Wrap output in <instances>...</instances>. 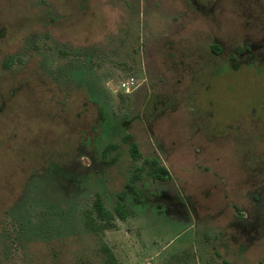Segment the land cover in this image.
Segmentation results:
<instances>
[{"label": "rangeland", "instance_id": "obj_1", "mask_svg": "<svg viewBox=\"0 0 264 264\" xmlns=\"http://www.w3.org/2000/svg\"><path fill=\"white\" fill-rule=\"evenodd\" d=\"M126 134L168 179L131 182ZM257 156L264 0H0V264H103V244L123 264H260ZM124 190L132 214L90 233L96 194L114 210Z\"/></svg>", "mask_w": 264, "mask_h": 264}, {"label": "trees", "instance_id": "obj_2", "mask_svg": "<svg viewBox=\"0 0 264 264\" xmlns=\"http://www.w3.org/2000/svg\"><path fill=\"white\" fill-rule=\"evenodd\" d=\"M213 52L218 54L220 51L219 45L212 46ZM12 59L9 58L3 63L4 68H9L11 66ZM233 69H239V63L233 64L231 66ZM120 80L118 84L121 82ZM124 142H130V152L132 156V161L134 164V173L131 177V182L135 183L142 179L143 175L147 174L152 176L154 179L166 180L170 177L168 169L162 165L158 158H146L141 165L137 162L140 161L142 153L139 149V145L136 141L133 140L132 134L124 135ZM120 145L118 143H110L105 146L102 150V155L104 158H108L109 155L117 151ZM116 158H113L115 161ZM129 191L124 190L119 193L117 204L114 210H110L103 199V196L100 193L96 194V198L90 208H87L84 211V221L87 230L94 235H101L109 229L115 228L116 220L125 221L129 215L132 214V209L129 205ZM12 222V221H11ZM102 254H103V264H123L118 260L116 253L107 245H102ZM260 264H264L261 262Z\"/></svg>", "mask_w": 264, "mask_h": 264}, {"label": "flooded vegetation", "instance_id": "obj_3", "mask_svg": "<svg viewBox=\"0 0 264 264\" xmlns=\"http://www.w3.org/2000/svg\"><path fill=\"white\" fill-rule=\"evenodd\" d=\"M254 51H255V46L254 45L246 46V47H244L242 49L241 56L246 55L248 57V60H254V59H256V52H254ZM245 165L247 166L248 169H251L252 171L263 170L264 169V159H262V158L258 159V156H257L255 158L253 157V159L251 161H249V158H248V160L246 161ZM245 165H244V163L242 164V168L243 169H245ZM164 198H165L164 200H166V199L170 200L169 205L173 206V209L179 205L178 204L179 201L178 202H171V201L175 200V198L172 199L173 197L166 196ZM181 204L182 203L180 202V205ZM177 211L178 210H176V212ZM177 213H179V212H177Z\"/></svg>", "mask_w": 264, "mask_h": 264}, {"label": "built area", "instance_id": "obj_4", "mask_svg": "<svg viewBox=\"0 0 264 264\" xmlns=\"http://www.w3.org/2000/svg\"><path fill=\"white\" fill-rule=\"evenodd\" d=\"M139 84H141V81L138 80L136 77L131 76L121 81L119 83V88L127 93H130L134 91L136 88H138Z\"/></svg>", "mask_w": 264, "mask_h": 264}]
</instances>
